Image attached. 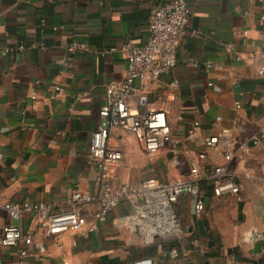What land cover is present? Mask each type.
I'll list each match as a JSON object with an SVG mask.
<instances>
[{
    "label": "crops",
    "instance_id": "0c3cea01",
    "mask_svg": "<svg viewBox=\"0 0 264 264\" xmlns=\"http://www.w3.org/2000/svg\"><path fill=\"white\" fill-rule=\"evenodd\" d=\"M164 1L0 0V42L26 46L0 57V202L65 203L77 185L98 190L89 144L106 86L125 78V42L149 40L151 14ZM188 2L192 15L176 66L155 80H136L129 98L135 111L165 110L171 139L148 153L137 134L112 128L110 142L123 150V159L112 165L111 179L115 185L149 176L188 179L193 163L225 161L222 147L205 141L227 127L236 147L229 167L241 191L217 196L210 183L203 184L200 215L193 198L183 194L177 209L184 233L150 243L114 225V216L131 210L126 201L87 236L47 237L33 214L11 219L2 212L3 221L31 232L35 244L25 256L24 244H0V264H264V138L252 139L264 132V74L258 72L264 1ZM74 39L86 40L90 49L70 50ZM207 61L214 64L209 70ZM56 84L63 87L57 95ZM242 143L248 150L239 148ZM257 240L262 250L254 252ZM173 247L186 255L172 258Z\"/></svg>",
    "mask_w": 264,
    "mask_h": 264
},
{
    "label": "built area",
    "instance_id": "2783aa9c",
    "mask_svg": "<svg viewBox=\"0 0 264 264\" xmlns=\"http://www.w3.org/2000/svg\"><path fill=\"white\" fill-rule=\"evenodd\" d=\"M191 15L192 8L188 0H165L151 14L149 40L144 43L131 40L125 42V78L112 80L107 84L105 100L99 109L100 122L89 144L91 158L98 169V190H85L77 185L65 203L29 199L0 202L1 245L24 244L20 254L25 256L35 244L31 232L24 231L16 223L3 221L2 212L11 219L33 214L37 218V228L47 237L60 238L67 232L87 236L97 231L120 203L126 201L131 210L114 216V225L125 228L130 234L138 235L144 242L150 243L184 233L186 224L177 209V202L183 194L193 198L194 212L200 215L206 206L202 193L203 184L210 183L217 196L238 194L241 191L242 183L229 167L236 147L230 138L231 130L227 127L210 135L205 141L210 147L221 146L225 161L203 167L193 163L188 179L163 180L149 176L137 184L123 182L119 185L113 184L111 179L112 165L123 159V150L110 142L112 128L120 127L137 134L148 153L157 152L171 139L165 110L149 107L145 112H138L133 110L129 98L137 91L136 80H155L176 66L179 40L185 33ZM259 20L264 30V13ZM247 32L245 30L244 34ZM25 47L23 43L13 46L0 42V57L16 50L23 51ZM68 48L73 51L90 49L89 43L81 39H74ZM63 61L62 59L61 63ZM205 65L207 70L214 66L211 61H207ZM258 72L264 74V61ZM62 90L61 84H56L54 94L57 95ZM35 97L36 94H33V98ZM236 103L240 106L239 101ZM217 120H222V116H217ZM263 138L264 132L252 137L255 143ZM239 148L248 150V145L242 143ZM261 236L260 232L255 235L256 238ZM169 254L172 258H178L186 255V252L173 247ZM65 264L69 262L65 261Z\"/></svg>",
    "mask_w": 264,
    "mask_h": 264
},
{
    "label": "water",
    "instance_id": "95a60500",
    "mask_svg": "<svg viewBox=\"0 0 264 264\" xmlns=\"http://www.w3.org/2000/svg\"><path fill=\"white\" fill-rule=\"evenodd\" d=\"M262 250V244L260 240H257L253 246V251L254 252H259Z\"/></svg>",
    "mask_w": 264,
    "mask_h": 264
}]
</instances>
